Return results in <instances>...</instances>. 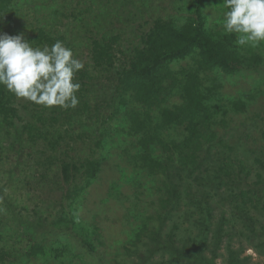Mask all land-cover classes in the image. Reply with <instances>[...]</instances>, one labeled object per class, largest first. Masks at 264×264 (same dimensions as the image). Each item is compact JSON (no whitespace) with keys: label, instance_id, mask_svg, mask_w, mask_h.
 Masks as SVG:
<instances>
[{"label":"trees","instance_id":"trees-1","mask_svg":"<svg viewBox=\"0 0 264 264\" xmlns=\"http://www.w3.org/2000/svg\"><path fill=\"white\" fill-rule=\"evenodd\" d=\"M24 4L32 8L25 32L16 22ZM217 5L220 1L0 0V16L4 15L0 32H24L33 47L61 40L84 64L76 74L80 102L75 108H45L31 101L24 105L19 100L23 98L0 85V133L4 125L15 129L10 137L15 139L11 152H26L25 159L16 158V164L33 160L26 170V182L34 180L33 190L41 196L48 194L47 200L40 199L47 202V209L54 203L58 207L50 227L74 234L87 251H95L103 240L97 224L83 222L79 205L101 181L104 161L109 158V139L123 133L129 139L118 142L120 156L128 157L137 175L130 183L158 192L155 209L124 245L123 261L133 254L141 257L143 244L151 255L142 264H219L216 257L220 244L225 243L227 264H264L252 254L244 255L245 247L234 246L232 232L224 228L229 221L224 215L215 217L210 201L213 195L220 196L216 190L226 187L229 196L221 199L231 206L223 212H230L231 223L239 217L236 210L245 213L242 226L252 233L244 235L245 241L264 257V224L256 233L259 220L250 215V208L264 210V175L257 172L256 180H247L253 164L264 167L263 111L250 117L252 124L258 118L262 122L255 125L262 138L258 146L243 142L242 137L248 136L245 129L237 136L228 135L237 130L231 125L234 116L249 115L251 106L264 96V42L254 48L238 46L236 34L223 29V20L209 21V9L220 11ZM61 25L64 31L59 29ZM78 31L82 32L79 37ZM78 38L86 42L77 43ZM253 71L261 74L260 82L238 94L225 91L233 77ZM98 76L104 78L105 88L99 85ZM111 86L114 91L109 90ZM93 91L98 94L92 96ZM22 107L30 118L21 114ZM145 172L152 178L148 187L141 179ZM114 183L116 180L111 185ZM118 191L122 192L121 185ZM182 194L192 203L196 201L195 207L172 220L171 229L162 237ZM138 198L135 195V201ZM35 205L37 215L41 209L38 202ZM133 205L134 217L139 218L140 205ZM17 212L22 218L28 213L25 206ZM156 218L159 224L150 229V221ZM45 220L48 217L37 225ZM187 221L189 226H185ZM2 229L0 226V239ZM58 242L32 235L23 248L1 247L0 264H29L33 259L44 264H78L79 260L89 264L83 254L74 252L71 242ZM155 252L160 259L152 261Z\"/></svg>","mask_w":264,"mask_h":264},{"label":"rangeland","instance_id":"rangeland-1","mask_svg":"<svg viewBox=\"0 0 264 264\" xmlns=\"http://www.w3.org/2000/svg\"><path fill=\"white\" fill-rule=\"evenodd\" d=\"M217 1H220V5H217L216 7L220 6L221 9L220 11L216 10L214 7L209 9L210 22H221V20H223L221 18L225 12L222 5L223 0ZM164 3L167 4V1H164ZM19 15L20 19L18 18L16 22L18 27L21 25L24 28L25 32V28H27V25L30 23L29 21L30 17L32 16V8L29 5L24 4ZM55 28L58 29V27ZM5 29H7V27H5ZM59 29L64 31V25H61ZM81 35L82 32L78 31L76 36L79 37ZM76 41L77 43L83 44L86 42V39L78 38ZM260 77L261 74L255 71L233 77L231 82L226 84L225 91L238 94L243 90L250 89L255 83L260 82ZM98 78H100L99 85L102 88H105L103 84L104 82H102L104 78L101 76H98ZM109 90L114 91V87L111 86ZM96 94H98V91H93L91 93L92 96H95ZM19 100L24 105L30 104V101L24 98ZM21 110L22 115H25L26 118H30L29 111H26V109L23 107ZM262 111L263 114H260L263 116L264 96H262L258 101H256L255 104L251 106V111L248 113L249 115L240 114L237 117L234 116L235 121L232 122L231 125L234 126V128H237V130L234 129L232 132L228 133V135L231 136L232 134V137L233 135L237 136L241 130L243 131L245 129L244 132L245 134L247 133L248 136L244 135L242 137L243 142L247 143L249 146L256 147L258 142H261L262 138L255 125H260L262 122L261 119L258 118L256 123L252 124L253 121L250 117L252 114H255V112ZM3 128L4 129L2 130V133H0V226L3 227V236L2 239H0V248H7L10 246H18L19 248H23L27 244V240L30 236L33 235L39 240L43 239L45 236L48 242H71L74 252L77 254H83L84 262L87 261L89 264H119V261L125 262L123 261L125 255L124 253H126L124 250V245L130 242V237L134 236L136 228L143 223V221L146 219V216L153 212L156 207L153 202L158 199V192L156 190L140 188L133 183H130L137 180V175L132 172L128 157L120 156L122 147L118 146V142L121 140L129 139L126 137V134L122 133L115 138L109 139L107 144L108 148L106 149V151H108L109 158L105 159L104 161V171L101 174V181L91 188V194L88 191L89 193L86 194L84 200L79 205V214L83 222L89 221L91 224L95 223L101 230L100 239H102L103 242H99L95 251L89 252L83 246H81L79 243L80 241L74 234L65 235L55 231L50 227V222L56 218L58 207H55V203L54 205H52L53 203H50L52 205L50 206L52 209H47V202H41L40 199L47 200L48 194L45 193V195L43 194L41 196L39 192H36L37 190L34 191L31 186V184L34 182V180L32 181V178L31 184L26 182V178L29 177L26 170H30L28 167L32 165L33 160L30 159L29 161H26L25 165H19L15 163L16 158L19 157L21 160V158H24L26 152L23 150L19 151L18 154L11 152L10 147L14 136L13 138L10 137L12 136L11 133H15L16 131L13 127H8V125H4ZM85 147L82 148L84 149ZM30 149L33 150L34 148ZM36 154L38 153H35V155ZM257 172H262L264 175V167H261L259 164H253V171L247 180L249 182L251 180H256ZM162 178V175L161 177H158V186L161 184L160 181ZM141 179L147 184V187L148 183L150 184L152 181V178L148 176L146 172L141 174ZM114 180H116V183H114V186H112L111 182ZM119 184L121 185V193L118 191L120 188ZM115 186H119L117 187L118 189L115 188ZM214 191L215 190H213L212 194H215ZM216 192L220 194V196L217 194L213 195L212 199L210 200L212 207L215 210L214 214L217 219L224 215V217L227 218L226 221H229V223L224 225V228L225 231L232 232L231 237L232 241L235 243L234 246L238 247L241 245L245 247L244 255L252 254L255 260H264V257L259 255L255 248L248 241H245L246 236L244 235L252 234L249 231V228L246 229L242 226L245 213L236 210V215L239 217L236 218V223H231L230 218L232 215L230 212H227L228 210L223 212L225 209L231 206L229 204L230 202L228 200L225 201L221 199V197L226 196L227 194L229 196L228 190L223 186L222 188L216 190ZM135 195L139 196L137 201H135ZM55 196L59 198L60 193L57 195L55 194ZM36 202H38L39 208L41 209V213H38L37 215L33 211V207L36 206ZM134 202L140 205V208L137 210L141 213L139 218L134 217V213L136 212V207L133 205ZM195 203H192L190 198H188L185 194L181 195V200H179L177 205L174 206V212L172 214L175 213V216L166 221L167 224L163 229L162 237H166L167 232L169 229H171L173 224L172 220L176 221L179 215H184V213L189 210L192 211L195 207ZM23 206H25L28 213L27 215L25 213V217L23 218L18 217L20 214L17 211L21 210V207ZM129 207L131 208V211L128 210ZM30 209L31 212L29 213ZM257 209L250 208V215L252 214L255 216L254 218L257 221L259 220L254 227L256 229V233H259L261 230L260 228L264 224V210H262L260 207L258 209L259 213H256ZM43 217H48V220H45L46 222L42 223V225H37L38 221L41 222L43 220ZM24 218L26 221L21 222L20 219L24 220ZM14 219L17 222H13ZM159 222L160 221L157 218L150 221V229L156 227ZM185 223V226H189L188 221ZM34 224L36 226H34ZM30 225L31 229H29ZM243 241H245V243H242ZM225 246V243L220 244V250L218 251V256L216 257V261L219 264H227L228 253ZM139 249L142 251L140 254L141 257L139 254H133L126 259L124 264H142V259H146L147 256L149 257L151 255H148L147 251H145L147 249L146 245L142 244ZM208 253L210 256L212 255L211 251H208ZM159 255V253L155 252V255L151 256L150 260H159ZM28 263L44 264L38 259H33ZM77 263L82 264L80 260L77 261Z\"/></svg>","mask_w":264,"mask_h":264},{"label":"clouds","instance_id":"clouds-1","mask_svg":"<svg viewBox=\"0 0 264 264\" xmlns=\"http://www.w3.org/2000/svg\"><path fill=\"white\" fill-rule=\"evenodd\" d=\"M222 5L227 9L222 27L236 34L238 46L254 48L264 42V0H223ZM83 68L61 40L33 47L23 33L0 32V85L19 98L45 108H75L80 102L76 74Z\"/></svg>","mask_w":264,"mask_h":264}]
</instances>
